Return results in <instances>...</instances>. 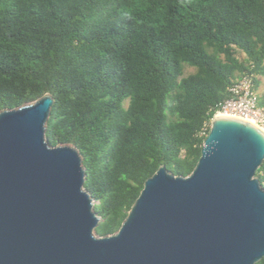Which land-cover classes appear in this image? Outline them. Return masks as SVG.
I'll return each instance as SVG.
<instances>
[{
  "label": "trees",
  "instance_id": "1",
  "mask_svg": "<svg viewBox=\"0 0 264 264\" xmlns=\"http://www.w3.org/2000/svg\"><path fill=\"white\" fill-rule=\"evenodd\" d=\"M246 74L256 91L264 0H0V111L53 98L45 138L78 151L96 237L118 231L159 167L192 172ZM255 177L264 188V162Z\"/></svg>",
  "mask_w": 264,
  "mask_h": 264
},
{
  "label": "water",
  "instance_id": "2",
  "mask_svg": "<svg viewBox=\"0 0 264 264\" xmlns=\"http://www.w3.org/2000/svg\"><path fill=\"white\" fill-rule=\"evenodd\" d=\"M53 98L0 111V264H256L264 257V130L213 116L187 176L161 166L118 231L93 233L81 157L51 146Z\"/></svg>",
  "mask_w": 264,
  "mask_h": 264
},
{
  "label": "built area",
  "instance_id": "3",
  "mask_svg": "<svg viewBox=\"0 0 264 264\" xmlns=\"http://www.w3.org/2000/svg\"><path fill=\"white\" fill-rule=\"evenodd\" d=\"M228 93L229 97L216 105L213 116L240 118L264 130V109L257 105L258 95L254 90L252 76L246 74L236 80L228 88ZM205 130L206 126L200 135H204Z\"/></svg>",
  "mask_w": 264,
  "mask_h": 264
},
{
  "label": "rangeland",
  "instance_id": "4",
  "mask_svg": "<svg viewBox=\"0 0 264 264\" xmlns=\"http://www.w3.org/2000/svg\"><path fill=\"white\" fill-rule=\"evenodd\" d=\"M241 57H243V55H240ZM194 72V68L188 67V66H184L183 68V75L186 76L190 73ZM257 95L258 97L262 96L264 94V76H260L259 78V82H258V87H257Z\"/></svg>",
  "mask_w": 264,
  "mask_h": 264
},
{
  "label": "bare ground",
  "instance_id": "5",
  "mask_svg": "<svg viewBox=\"0 0 264 264\" xmlns=\"http://www.w3.org/2000/svg\"><path fill=\"white\" fill-rule=\"evenodd\" d=\"M248 122H250V121H248ZM250 123H252V122H250Z\"/></svg>",
  "mask_w": 264,
  "mask_h": 264
}]
</instances>
